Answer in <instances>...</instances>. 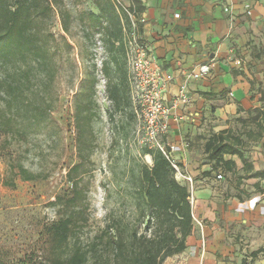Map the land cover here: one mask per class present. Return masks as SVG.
Segmentation results:
<instances>
[{"label": "rangeland", "instance_id": "rangeland-1", "mask_svg": "<svg viewBox=\"0 0 264 264\" xmlns=\"http://www.w3.org/2000/svg\"><path fill=\"white\" fill-rule=\"evenodd\" d=\"M64 1L72 14L68 34L61 25L58 8L53 6L47 16L39 17L37 21L41 55L16 56L7 64L0 63V253L16 264L65 258L75 241H91L112 215L134 222L138 211L133 191L138 184L139 166L142 163L152 164V156L146 153V147H151L142 141L143 123L132 93L130 105L121 110L114 109L106 91L107 78L101 72L107 54L100 34L85 36L82 16L88 25L89 17L84 13L89 9L97 11V7L93 0ZM129 1L118 0L126 6ZM245 10L252 15L250 4H245ZM253 31V28L247 29L243 44L233 41L226 63L235 74H241L244 81H253L251 92L259 97L264 92V66H261L264 65V34L256 40L251 36ZM94 62L99 77L96 93L99 116L93 121L95 146L90 153V161L84 166L85 172L81 174L80 185L85 195L79 203L82 212L68 244L63 245V250L55 251L56 243L49 227L71 209L62 204L53 205L52 201L57 195L68 196L72 192L67 172L80 160L75 137L76 92L81 89L83 79ZM22 74L26 76L22 79L23 88L17 99L12 98L6 93L5 77L15 78ZM229 92L225 88L220 94L227 100ZM208 107L207 112L213 108ZM254 107L257 106L244 108L238 112L239 116L247 117ZM239 116L228 120L237 131L254 126L244 124ZM203 133L198 130L187 132L184 144L194 145L201 151L202 139L209 136ZM165 139L175 146L172 149L168 145L178 164L176 177L189 186L192 199V188L184 178L190 173L183 164V158L176 155L177 146L171 139ZM257 151L258 143L246 145L248 159L256 157ZM21 165L33 173V179L21 176ZM240 172L244 173L242 169ZM215 173L214 176H217L218 173ZM239 176V172H228L227 175L223 173L222 178L217 177L221 182L214 185L222 187V197L239 195L245 199L252 192L260 191L251 180ZM200 221L207 223L205 219ZM262 233L255 229L248 236V242L238 237L242 246L237 256L244 255L250 260L252 240L262 238ZM205 242L202 253L206 251L207 239ZM259 255H264V252ZM226 258L233 262L228 256Z\"/></svg>", "mask_w": 264, "mask_h": 264}, {"label": "trees", "instance_id": "trees-1", "mask_svg": "<svg viewBox=\"0 0 264 264\" xmlns=\"http://www.w3.org/2000/svg\"><path fill=\"white\" fill-rule=\"evenodd\" d=\"M97 11L89 9L88 25L82 16L85 36L100 34L107 54L101 66V72L107 78L106 91L115 110H121L132 103L128 65V32L130 12L140 14L145 11L143 0H130L128 6L118 0H93ZM56 6L61 16V25L68 34L72 22L70 9L64 0H0V63L7 64L14 57L25 58L28 54L41 55L37 21L47 16ZM68 41L66 35L63 36ZM98 67L92 63L82 87L76 92L74 120L76 144L80 160L68 169L67 176L72 182L70 195H57L53 205L62 204L71 209L69 213L53 222L49 231L56 243L54 250H63L78 226L82 212L79 203L84 199L80 185L85 164L90 161V153L95 146L93 121L99 116V104L96 99L99 81ZM27 71H25L26 74ZM5 77L6 93L17 99L23 88V78ZM23 76V77H22ZM251 88L253 87V81ZM223 91V90H222ZM222 91L211 87L201 94L214 98ZM1 94V91H0ZM254 96V94H252ZM4 98V95H1ZM261 106L254 107L247 117L239 116L244 124L253 127L237 131L234 127L212 131L204 143L206 159L212 163L210 171L238 173L237 163L227 155H238L244 174L239 178H264V168L255 170L253 162L246 156V145L261 143L264 150V92L259 95ZM244 110L238 104L237 111ZM146 153L152 156V164L142 163L137 175L138 184L133 191L138 216L134 222L112 215L105 227L94 238L83 243L75 241L65 258L53 261L40 260L25 264H165L167 257L180 253L187 248V239L194 231L193 203L187 184L176 177V168L171 159L159 148L146 147ZM24 179H33L34 175L26 167H19ZM255 186L263 191L259 182ZM241 199L242 197L239 196ZM261 247L251 252V259H243L242 264L253 262L263 251ZM0 264L9 262L0 253ZM21 264V263H18Z\"/></svg>", "mask_w": 264, "mask_h": 264}, {"label": "crops", "instance_id": "crops-1", "mask_svg": "<svg viewBox=\"0 0 264 264\" xmlns=\"http://www.w3.org/2000/svg\"><path fill=\"white\" fill-rule=\"evenodd\" d=\"M143 1L146 9L139 14L140 19H145L141 25V35L163 70L174 75L166 92L168 101L178 90L181 69H191L203 63L210 66L203 78L190 82L192 100L175 111L179 118L178 121L172 119L167 135V139L177 146L176 155L183 158V164L194 178L192 203L195 226L188 236L187 248L167 257L165 264H242L246 256H237L242 246L239 240L248 242V236L256 229L259 234L263 232V237L252 240L251 251L264 248V178L246 177L254 184L259 182L263 188V191L252 192L248 198L241 199L239 195L222 197V187L214 184L221 182L218 178L228 172L219 171L217 176H214L216 171L206 173L212 168V163L203 157L206 138L202 139L201 151L194 145L186 146L183 138L190 131H204L203 134L208 136L206 132L232 126L228 120L232 116H239L238 104L244 108L261 106L258 95L252 96L251 83L244 81L241 74H235L226 60L233 41L243 44L248 28H253V38L261 39L264 34V0ZM245 4L251 5L252 15L246 13ZM227 5L231 6L233 13L225 11ZM175 13H179V16H175ZM211 87L218 91L228 88L229 99L222 98L221 94L214 98L204 97L201 92ZM208 106L213 107L209 112ZM258 148V155L252 160L249 158L255 170L264 168L261 143H258ZM227 157L235 159L239 174H244L240 172L243 167L241 158L238 155ZM200 219H205L207 223L200 224ZM203 237L207 239L204 253L201 252ZM227 256L233 262L227 261ZM263 261L264 255H259L257 260L247 264H262Z\"/></svg>", "mask_w": 264, "mask_h": 264}, {"label": "built area", "instance_id": "built-area-1", "mask_svg": "<svg viewBox=\"0 0 264 264\" xmlns=\"http://www.w3.org/2000/svg\"><path fill=\"white\" fill-rule=\"evenodd\" d=\"M231 12L230 6H225ZM130 26L128 32V65L130 90L136 102V110L143 123L142 141L151 148L161 149L172 161L175 168L177 162L171 155V148L175 146L165 138L170 132L172 119L178 121L175 111L182 105L192 100L190 82L203 78L210 70L207 63L199 65L198 69H181L182 78L178 90L172 95L171 101L166 98L169 83L174 79L173 73H167L153 54L149 44L141 35V25L145 19H140L139 14L130 12ZM179 16V13H175ZM220 176V175H219ZM189 185L194 189V178L190 174L184 175ZM193 195V193H192ZM191 201H194L192 196ZM202 224V221H199ZM203 237L201 248L205 249Z\"/></svg>", "mask_w": 264, "mask_h": 264}]
</instances>
